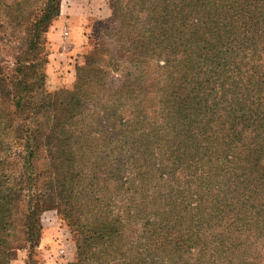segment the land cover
<instances>
[{
    "label": "trees",
    "instance_id": "obj_1",
    "mask_svg": "<svg viewBox=\"0 0 264 264\" xmlns=\"http://www.w3.org/2000/svg\"><path fill=\"white\" fill-rule=\"evenodd\" d=\"M113 1L105 30L118 44L114 70L127 62L132 68L115 90L90 57L77 68L73 89L49 93L38 71L39 36L16 60L14 97L0 66V264H10L16 249L38 246L41 216L51 207H62L76 234L70 264H264V0ZM61 2H47L41 23L60 14ZM152 60L163 70L158 86L146 84ZM106 87L111 142L138 167V181L145 184L147 171L170 161L161 177L172 188L161 199L180 196L179 181L219 188L225 198L213 202L208 217L201 209L193 224L190 210L160 211L147 224L144 246L127 249V214L114 210L135 176L91 129L89 107ZM11 97L18 112L32 113L24 128L2 111ZM19 147L24 167L16 175L10 165Z\"/></svg>",
    "mask_w": 264,
    "mask_h": 264
},
{
    "label": "rangeland",
    "instance_id": "obj_2",
    "mask_svg": "<svg viewBox=\"0 0 264 264\" xmlns=\"http://www.w3.org/2000/svg\"><path fill=\"white\" fill-rule=\"evenodd\" d=\"M7 6L0 9V19L5 24L0 26V66L9 76L7 84L11 86L12 96L18 94L16 82L15 63L24 54L28 45L35 42L39 36L41 42L40 49L42 58L39 73L46 77L45 88L51 94L73 89L77 68L87 64L90 57H94L93 67L97 70L107 71L109 85L115 90L125 80L127 73L132 70L131 65L121 63L118 70L115 68L116 47L118 44L115 36L111 32H106L109 20L113 17V0H62L61 11L50 23L44 24L45 11L49 0H5ZM159 61L152 60L149 65L150 78L146 84L159 85L163 81V70L158 65ZM164 64V61L160 62ZM106 88L97 90L94 96V103L90 114L94 113V120L91 129L99 138V143L108 144L112 160L120 165L127 173L133 174L134 183L128 184L130 192L120 195L114 213H124L123 223L126 224L125 240L128 248L144 246L147 235V224L156 220V216L163 210H176L178 214H183L185 210L192 211L191 220L193 224L200 221L201 209L207 211V217L211 214L213 202L225 198L219 196L221 189H208L202 186L191 189L190 182L179 181L177 185L181 192L180 196L173 200H163L162 192L171 190L170 178L161 177L162 172H167L171 162L167 161L163 168L156 172L147 171L144 176H150L146 183L138 181L139 176L137 166H130L127 154L118 146L113 145L111 137L115 135V130L110 122L105 118L103 104L106 101ZM150 98L154 97L151 93ZM14 98L2 100V111L13 113V122L25 127L28 123L31 112L21 108L17 110ZM25 108H27L25 106ZM129 110L125 112V117L130 116ZM150 113L152 111H149ZM41 133L42 128L34 125ZM4 123L0 124V129H4ZM96 139V138H95ZM17 155L11 158L10 168L16 170L17 174H22L24 163ZM141 163V162H140ZM129 178L131 176L128 175ZM191 190H196L191 193ZM205 190V195L201 191ZM158 198V200H157ZM62 207H51L45 210L41 216L43 230L38 246L31 249L26 245L23 249L13 251L10 264H70L76 260L77 237L68 224ZM129 214V215H128ZM178 220V219H177ZM209 226L212 221L207 220ZM207 230L204 237L209 242L211 237ZM126 249V250H127ZM125 250V251H126ZM220 264V263H217Z\"/></svg>",
    "mask_w": 264,
    "mask_h": 264
},
{
    "label": "crops",
    "instance_id": "obj_3",
    "mask_svg": "<svg viewBox=\"0 0 264 264\" xmlns=\"http://www.w3.org/2000/svg\"><path fill=\"white\" fill-rule=\"evenodd\" d=\"M50 264H53V263H50Z\"/></svg>",
    "mask_w": 264,
    "mask_h": 264
}]
</instances>
